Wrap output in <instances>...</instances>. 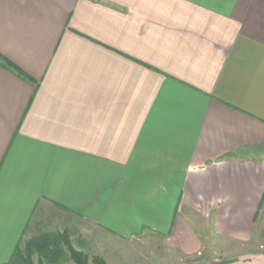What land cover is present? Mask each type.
<instances>
[{"label":"crops","instance_id":"obj_1","mask_svg":"<svg viewBox=\"0 0 264 264\" xmlns=\"http://www.w3.org/2000/svg\"><path fill=\"white\" fill-rule=\"evenodd\" d=\"M0 56V264H264V0H0Z\"/></svg>","mask_w":264,"mask_h":264},{"label":"trees","instance_id":"obj_2","mask_svg":"<svg viewBox=\"0 0 264 264\" xmlns=\"http://www.w3.org/2000/svg\"><path fill=\"white\" fill-rule=\"evenodd\" d=\"M0 66L25 81L28 78L5 58L0 56ZM106 264L96 255H88L73 248L67 232L44 235L17 247L8 264Z\"/></svg>","mask_w":264,"mask_h":264},{"label":"rangeland","instance_id":"obj_3","mask_svg":"<svg viewBox=\"0 0 264 264\" xmlns=\"http://www.w3.org/2000/svg\"><path fill=\"white\" fill-rule=\"evenodd\" d=\"M195 232H198V234L202 237V238H208V235L211 236V234L206 231L203 227L199 228V227H193ZM255 239H254V244H257V246L259 244L261 245H264V242H262V238L264 237V225L262 226H258V228H256V232H255ZM212 246H213V249H215V251H219L221 250L220 247H219V244L216 240H212L211 242ZM262 252H264V250H262ZM125 253V252H123ZM122 253V255H123ZM206 254H209V255H206L207 257L210 256V259H216L218 261V263L220 264H224V262L226 260H229L231 258H234L236 256V254L238 253H206ZM247 254V253H246ZM124 256V255H123ZM156 264L157 261H154ZM65 264H72L71 262H66ZM188 264V263H186Z\"/></svg>","mask_w":264,"mask_h":264}]
</instances>
